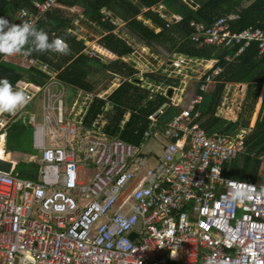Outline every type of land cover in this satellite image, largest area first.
<instances>
[{"label": "built area", "instance_id": "obj_1", "mask_svg": "<svg viewBox=\"0 0 264 264\" xmlns=\"http://www.w3.org/2000/svg\"><path fill=\"white\" fill-rule=\"evenodd\" d=\"M56 4L57 0L33 2L34 12L18 10L15 23L44 20ZM151 10L166 27L180 21L161 4ZM190 26L189 39L198 47H237V56L256 43L258 54H264L260 29L232 32L223 17L207 28L196 22ZM136 52L133 46L129 58L122 60L131 61ZM82 53L101 61L117 59L98 45L86 46ZM166 60L165 66L134 74L178 82L147 85L152 94L166 96L171 91L170 102L146 117L149 125L143 138L162 148L151 166V153L142 155L140 147L105 134L107 107L90 127L82 125L91 101H106L112 91L85 93L67 86L56 70L31 54L2 56L1 61L20 68H37L46 79L42 85L18 80L31 95L30 102L15 115L0 114V152L8 157L0 160L11 166L9 173L0 171V264H264V155H251L260 161L255 182L229 178L225 168L246 154L249 131L206 134L199 124L200 112L194 111L201 101L197 94L161 128L160 117L181 103L173 95L191 97L181 76L188 64L200 61L176 54ZM224 60L232 61L228 56ZM214 64L197 80L203 94L214 89L222 71L212 69ZM227 90L219 106H225ZM74 92L80 102L68 111ZM15 122L31 128V148L37 155L29 156L28 162L39 167L37 181L12 175L17 161L5 153V141L6 129ZM79 166L93 170L87 182L78 179ZM236 188L247 189L248 198L233 200Z\"/></svg>", "mask_w": 264, "mask_h": 264}, {"label": "trees", "instance_id": "obj_2", "mask_svg": "<svg viewBox=\"0 0 264 264\" xmlns=\"http://www.w3.org/2000/svg\"><path fill=\"white\" fill-rule=\"evenodd\" d=\"M43 1L0 0V16L15 23V14L18 10L34 12L33 2ZM160 4L167 10V14L179 16L180 21L166 27V22L151 10ZM76 7L80 9V23L91 27L97 33L96 44L115 56L116 60L101 61L88 58L82 53L86 43L67 31L72 26V20L67 19L62 10ZM55 8L46 13L44 20H38L35 26L45 30L48 35L53 33L63 38L68 43L70 52L62 55L34 51L31 53L32 57L38 62L48 63L56 70L58 80L85 93H97L101 78H120L119 86L107 96L106 101L97 98L91 101L81 121L84 127H90L97 115L107 107L104 132L108 137L117 136L135 147H141L146 141L143 138V132L149 125L146 117L156 113L163 104L169 103L167 95L166 97L160 93L152 94L147 85L151 83L152 87L176 86L178 82L151 74L145 75L141 81L136 78L134 74L137 70L132 62H124L122 58H129L133 51V43L137 42L141 47L155 44L168 55H182L189 60L215 61L212 69L219 67L222 71L216 77L214 89L206 94L196 90V94L201 96L199 104L194 105V111L200 112V127L206 134H233L248 128V121H242L241 116L235 122H228L215 117V113L227 84L245 85L250 96L253 95L252 107L255 97L264 85V54H258L256 43H251L237 56H235L237 47L230 49L198 47L189 39L193 33L190 23H202L207 28L215 20L223 17L228 21L232 32L249 28L264 31V0H57ZM147 22L152 26L150 27ZM119 23L122 24V35L115 32L116 29L119 30ZM225 56L230 57L232 61L226 62ZM1 58L2 56L0 77H6L13 85L23 78L39 85L44 83L46 75L37 68L23 69L3 62ZM126 113L129 115L122 125ZM178 113L177 108H168L160 117L161 128ZM24 131L31 133V128L18 122L8 126L5 149L11 154L25 155L17 158L13 176L37 181L39 167L33 162H28L30 151L22 147ZM26 146L32 150L31 144L27 143ZM245 151L246 154L242 155L244 166L240 179L250 177L254 181L260 161L251 155H264V113L262 117L258 114L254 126L246 136Z\"/></svg>", "mask_w": 264, "mask_h": 264}, {"label": "rangeland", "instance_id": "obj_3", "mask_svg": "<svg viewBox=\"0 0 264 264\" xmlns=\"http://www.w3.org/2000/svg\"><path fill=\"white\" fill-rule=\"evenodd\" d=\"M57 8V4L55 6ZM54 7V8H55ZM55 8V9H56ZM63 15L67 19L72 20V26L67 30L72 35L76 36L79 39L84 40L86 43V46L92 47L96 46V42L98 40V35L95 31L92 30L91 27L86 26L83 23H80V9L79 8H63ZM167 11V10H166ZM117 22V21H116ZM147 24L151 27L152 25L147 22ZM115 32L122 35L123 30L122 27H118ZM118 30V31H117ZM126 38V36H123ZM128 39V38H126ZM133 46H136V57L132 59L130 62L134 65L135 69L138 73L144 72L146 68L150 69H157L160 66H165L167 63V53L160 48L157 45H151V46H144L141 47L140 44L137 42L133 43ZM212 61L201 63L196 62L192 64H188L187 69L185 72H183L184 76H181L182 79H184L187 84L188 88L191 92V97L187 98L184 96H180L179 94L175 93L173 95V98L176 100H180L181 103L177 107L178 110H180L182 107L188 105L192 99L196 96V90L198 87L197 80L199 77H201L211 66ZM139 80L141 81L142 76H138ZM102 80L99 82L97 86V93H109L113 88H115L118 84L119 79H109V78H101ZM142 86H145L144 83ZM239 86H242L241 89H239ZM212 86L209 87V92L212 90ZM226 88H228L226 92V104L225 106H219L217 108L216 114L221 119L228 121V122H235L239 116L242 119V121H248V128H244L243 130L250 131L252 127L254 126V123L256 121V118L263 116L264 113V85L261 88V91L259 94L255 97L254 104H252L253 95L250 96V93L246 90L245 85H232L227 84ZM73 93V92H72ZM74 97L72 94H70V99L67 101V108L68 111L70 110V107L76 105L80 102V97H77L78 92H74ZM170 102V101H169ZM22 138V147L25 148V150L30 151L31 155H37L36 152L30 150L29 147H27V143L31 144V133L28 131H24ZM139 151L142 155L150 154L151 158L149 161V164L151 166H154L156 163V157H158L162 153L161 144L157 141H153L152 139L146 140L141 147L139 148ZM10 153V152H9ZM28 154V153H27ZM263 155V154H260ZM25 155L18 156V154H11L12 159L22 158ZM39 157V156H37ZM243 156L238 155L234 160H232L225 168V173L229 178L239 179L243 166ZM78 179L80 181L87 182V180L92 176L93 170L88 168H82L79 166L77 170ZM137 230V228H136Z\"/></svg>", "mask_w": 264, "mask_h": 264}, {"label": "clouds", "instance_id": "obj_4", "mask_svg": "<svg viewBox=\"0 0 264 264\" xmlns=\"http://www.w3.org/2000/svg\"><path fill=\"white\" fill-rule=\"evenodd\" d=\"M34 51L67 55L70 48L61 37L49 40L48 33L42 28H37L32 22L22 21L16 24L0 16V56L30 55ZM117 79L120 81V78L117 77ZM30 100L31 95L24 87L19 86V82L14 86L6 77H0V114L15 115ZM5 153L9 152H6L5 149ZM231 196L233 200L242 202L248 198V191L244 188H236L231 192Z\"/></svg>", "mask_w": 264, "mask_h": 264}, {"label": "water", "instance_id": "obj_5", "mask_svg": "<svg viewBox=\"0 0 264 264\" xmlns=\"http://www.w3.org/2000/svg\"><path fill=\"white\" fill-rule=\"evenodd\" d=\"M171 95V91L168 90L167 92V96L169 97ZM10 164L4 160H0V171L3 172V173H9L10 171ZM133 237V234H131L129 236V238L131 239Z\"/></svg>", "mask_w": 264, "mask_h": 264}, {"label": "crops", "instance_id": "obj_6", "mask_svg": "<svg viewBox=\"0 0 264 264\" xmlns=\"http://www.w3.org/2000/svg\"><path fill=\"white\" fill-rule=\"evenodd\" d=\"M242 88V86H239V89H241ZM220 118V117H219ZM1 158H5V156L3 155V157H1ZM8 157L6 156V158L5 159H7ZM12 160H15V161H17V159L15 158V159H12ZM15 167V166H14ZM11 168V167H10ZM14 169V168H13ZM259 170H260V166H259V169H258V172H257V175H256V178H255V180L254 181H252L251 179H250V177H246V179H243V180H241L240 178L238 179V180H241V181H245V180H247V179H250L252 182H255L256 181V179H257V176H258V173H259ZM12 175H13V172H12ZM234 179V178H233Z\"/></svg>", "mask_w": 264, "mask_h": 264}, {"label": "bare ground", "instance_id": "obj_7", "mask_svg": "<svg viewBox=\"0 0 264 264\" xmlns=\"http://www.w3.org/2000/svg\"><path fill=\"white\" fill-rule=\"evenodd\" d=\"M0 157H3L2 153L0 152ZM6 158V157H5Z\"/></svg>", "mask_w": 264, "mask_h": 264}]
</instances>
